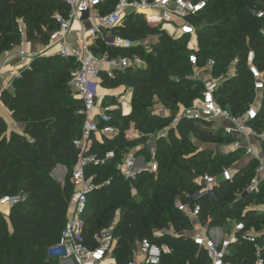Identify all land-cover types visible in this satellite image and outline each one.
I'll return each instance as SVG.
<instances>
[{"label":"trees","instance_id":"16d2710c","mask_svg":"<svg viewBox=\"0 0 264 264\" xmlns=\"http://www.w3.org/2000/svg\"><path fill=\"white\" fill-rule=\"evenodd\" d=\"M117 0H107L100 7L105 14ZM264 0H209L207 8L192 23L197 27L198 66L213 59L215 76L225 73L234 58H239L237 77L220 88L217 102L229 106L234 114L244 112L253 102L255 93L244 65L249 50L256 55V64L264 75V41L260 30L264 19L249 10L262 11ZM68 8L59 0H0V56L22 42L20 24L28 42L46 47L49 34L58 28L55 14L66 17ZM115 33L131 41L158 36L151 52L136 47L130 50L107 49L101 42L91 48L96 54L108 51L111 56L138 55L145 61L142 70L116 72L112 79L101 76V88L113 90L125 86L131 92V112L121 116L111 112V125L118 130L113 140L104 139L100 151L114 150L117 160L141 140H125L130 127L144 134H156L166 128L171 117L150 115L157 102L171 113L178 106L188 107L200 96L202 83L190 80L192 66L188 62L187 37L171 38L160 28L148 25L141 17L125 18ZM76 67L72 60L58 55L36 56L19 78L11 80L12 91H2V104L13 120L23 126V133L7 136L6 124L0 118V199L21 192L23 199L9 209L8 216L0 213V264H58L47 257V249L56 243L66 220L68 201L72 193L70 176L64 183L51 176L57 166L70 170L77 152L73 140L80 135L83 116L82 102L73 98L69 86L70 72ZM177 79L178 81H174ZM256 129L264 125V91ZM152 99L154 104L152 105ZM111 105L116 99L105 100ZM195 142H194V141ZM231 139L200 125L181 121L177 134L170 131L167 139L157 143L158 172L141 174L131 188L121 179L114 165L100 169L111 184L89 197L84 218L87 238L107 229L117 220L114 237L115 264H126L138 243L147 239L165 245L170 254L160 264H208L204 254L185 236L191 230L188 218L181 215L176 203L187 202L184 195L199 188L194 178L218 175L222 169L234 167L231 184L215 190L216 200L202 198L201 222L210 227L222 226L227 220L242 221L247 228L260 231L264 213L248 211L250 204L264 203V183L256 195H241L253 176L256 162L242 157L240 152L223 154L215 146L228 145ZM248 160V161H247ZM133 193L135 195H133ZM117 216L115 217V214ZM160 237L154 231L169 230ZM231 264L253 262V250L248 244H234Z\"/></svg>","mask_w":264,"mask_h":264},{"label":"built area","instance_id":"2783aa9c","mask_svg":"<svg viewBox=\"0 0 264 264\" xmlns=\"http://www.w3.org/2000/svg\"><path fill=\"white\" fill-rule=\"evenodd\" d=\"M59 1L66 5L68 13L66 17L54 15L58 28L49 34V47L46 46V51L32 57L23 52L19 54L20 60L27 59L29 64L36 56L58 55L64 60H72L76 67L70 72L69 86L74 98L82 102L80 114L83 116V124L80 135L72 142L77 152L70 175L72 193L59 238L47 249L49 259L57 261L58 264H115L114 251L117 239L114 237V229L117 220L89 239L86 235L84 218L88 210L89 197L111 184V179L104 178L100 169L114 165L121 179L133 191L134 183L141 174H157V143L167 139L171 130L177 134V127L181 121L200 125L203 129L231 139L223 149H218L223 154L240 152L242 157L255 161L253 176L243 192L237 196L259 193L264 183V125L256 129L253 123L258 119L261 107L264 75L256 64L255 52L247 51L244 65L252 81L254 102L240 114H234L227 105H219L216 94L226 81L237 77L240 60L234 58L227 71L218 76L213 74L215 66L213 59L207 60L203 66H198L197 27L192 21L205 11L209 0H117L105 14L100 13V7L107 0ZM249 12L258 19H264V10ZM127 17H141L148 25L160 27L171 38L187 37L188 62L193 68L190 80L202 83L203 88L200 96L195 98L190 106L179 105L175 113H171L156 102L150 109V115L156 118L171 117L169 125L156 134L148 135L130 127L124 132L125 140L144 141L136 144L117 160L114 150L103 152L96 145L101 146L104 139L113 140L118 135L117 128L111 125L110 114L119 111L123 117L129 115L131 100L130 111L126 112L124 104L119 99L121 94H99L101 76L104 74L112 79L116 72L126 69L142 70L146 64L136 54L111 56L108 51L96 54L91 48H97L98 42H101L107 49L116 51L136 47L149 49L145 48L147 42L144 40L131 41L115 33ZM21 26L20 32L23 35ZM260 33L264 41V28ZM71 36H75V44L69 42ZM156 43L153 42L151 46ZM19 77L20 73L16 72L12 79ZM111 98L116 99L115 105L105 101ZM252 140L260 142L257 149L252 146ZM62 170L63 167L57 166L51 174L52 178L60 183H64L65 177ZM233 172L234 167L224 168L218 175L205 174L193 179L192 182L199 189L193 194L184 195L187 202L176 203L178 212L188 218L191 224V230L186 232L185 236L204 254L208 264H231L229 258L233 256L231 249L234 244L250 245L254 258L252 264H264L261 233L253 227L247 228L242 221L233 220H227L222 226L210 227L209 220L206 222L200 220V200L202 198L216 200L215 190L222 184H231ZM20 201V198L15 196L1 198L0 213L3 208L10 209ZM246 210L264 213V203L250 204ZM165 233L178 236L172 227L169 230L154 231L153 235L161 236ZM169 254L170 250L165 245H157L144 239L138 243L126 264H160L163 257ZM238 264L247 263L243 259Z\"/></svg>","mask_w":264,"mask_h":264},{"label":"crops","instance_id":"0c3cea01","mask_svg":"<svg viewBox=\"0 0 264 264\" xmlns=\"http://www.w3.org/2000/svg\"><path fill=\"white\" fill-rule=\"evenodd\" d=\"M21 27L23 30V38L21 44L13 48L11 51L5 52L0 56V93L5 90L11 92L12 91L11 80L13 74L16 72L20 73V71L27 69V67L29 66V60L27 59L22 61L20 60L19 54L21 52H23L27 56L32 57L34 55L44 52V49L46 48L37 41L28 42L25 38L24 26L22 25ZM69 42L71 44H75L76 43L75 36H71V38H69ZM106 91L109 92L108 94H112L111 90H106ZM0 118H2L6 124L7 136H9L12 132L19 134L23 133V126L17 123L15 120H13L11 113L3 104L0 105ZM251 144L255 149H257L258 146H260V142H258L257 140H252ZM8 213H9V209L2 212V214H4L5 216H8Z\"/></svg>","mask_w":264,"mask_h":264},{"label":"rangeland","instance_id":"374dc122","mask_svg":"<svg viewBox=\"0 0 264 264\" xmlns=\"http://www.w3.org/2000/svg\"><path fill=\"white\" fill-rule=\"evenodd\" d=\"M264 10V9H263ZM21 25V24H20ZM23 36V35H22ZM144 41L145 42H147V45H146V47L145 48H149L150 50H152L153 48V46H151L152 44H153V42H158V36H152V35H149V36H147L145 39H144ZM47 47H49V44H48V46ZM151 47V48H150ZM46 49L47 48H45L44 49V51H46ZM149 49H144V51L145 50H149ZM52 50V49H51ZM150 50L149 51H145V52H150ZM187 77L190 79V75H187ZM100 89V88H99ZM99 89H98V92H99ZM103 89V88H102ZM103 90H105V89H103ZM106 91V90H105ZM112 92V94H115V95H118V94H121L120 96H119V99H120V101L124 104V107H125V111L126 112H129L130 111V100H131V92H128V91H130L128 88H126L125 86H120V87H118V88H116V89H113V90H111ZM108 92V91H107ZM108 93H103L102 95H107ZM72 96H73V98H74V95L72 94ZM152 105L154 104V99H152ZM131 140H133V139H129L128 141H131ZM194 141V140H193ZM195 142V141H194ZM215 146H217L216 148L217 149H223V147H225L226 145L225 144H221V143H219V145H215ZM60 167H63L64 168V170H62L63 171V173H64V175H65V177H64V182L67 180V178H69V176H70V170L69 169H67V168H65L64 166H60ZM62 171H60V172H62ZM133 195H135L134 193H133ZM18 197L20 198V200H22L23 199V194L20 192L19 194H18ZM6 210H8V208H3L2 210H1V213L2 212H4V211H6ZM117 216V213L115 214V217ZM260 231H263L264 232V223H261V227H260ZM158 234H160V233H158ZM158 237H160V236H158Z\"/></svg>","mask_w":264,"mask_h":264},{"label":"bare ground","instance_id":"6f19581e","mask_svg":"<svg viewBox=\"0 0 264 264\" xmlns=\"http://www.w3.org/2000/svg\"><path fill=\"white\" fill-rule=\"evenodd\" d=\"M75 27H77V25H75ZM103 93H109V92H107V91L103 90L102 88H100L99 89V94L102 95Z\"/></svg>","mask_w":264,"mask_h":264}]
</instances>
